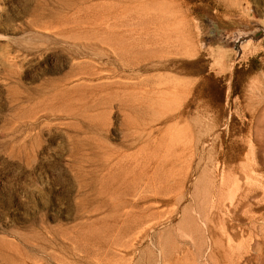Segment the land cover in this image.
I'll return each instance as SVG.
<instances>
[{
    "label": "rangeland",
    "instance_id": "rangeland-1",
    "mask_svg": "<svg viewBox=\"0 0 264 264\" xmlns=\"http://www.w3.org/2000/svg\"><path fill=\"white\" fill-rule=\"evenodd\" d=\"M0 264H264V0H0Z\"/></svg>",
    "mask_w": 264,
    "mask_h": 264
},
{
    "label": "bare ground",
    "instance_id": "bare-ground-1",
    "mask_svg": "<svg viewBox=\"0 0 264 264\" xmlns=\"http://www.w3.org/2000/svg\"><path fill=\"white\" fill-rule=\"evenodd\" d=\"M56 101V100H55ZM57 105V104H56ZM65 107V106H64ZM110 162V161H109ZM108 163V162H107ZM106 166V165H105ZM113 168V167H112ZM141 173H143V172H141ZM97 174V173H96ZM106 177V176H105ZM110 180H112V182H118V181H122L123 179V177H121V176H115V175H109V177H108ZM95 181V180H94ZM90 184V183H89ZM134 184H138V179L137 180H133V183H132V185H134ZM143 184L144 185H146V184H148V180L146 179L144 182H143ZM94 186V185H93Z\"/></svg>",
    "mask_w": 264,
    "mask_h": 264
}]
</instances>
